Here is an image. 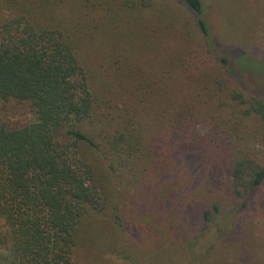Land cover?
I'll list each match as a JSON object with an SVG mask.
<instances>
[{"label": "trees", "instance_id": "1", "mask_svg": "<svg viewBox=\"0 0 264 264\" xmlns=\"http://www.w3.org/2000/svg\"><path fill=\"white\" fill-rule=\"evenodd\" d=\"M162 2L0 0V100L35 114L0 117V264H73L99 247L141 264V230L175 238L223 208L187 193L181 170H204L228 204L263 182L264 90L246 98L228 78L204 0H181L191 22L155 16Z\"/></svg>", "mask_w": 264, "mask_h": 264}, {"label": "rangeland", "instance_id": "2", "mask_svg": "<svg viewBox=\"0 0 264 264\" xmlns=\"http://www.w3.org/2000/svg\"><path fill=\"white\" fill-rule=\"evenodd\" d=\"M125 0H118L119 3ZM158 1V0H157ZM163 1L154 6L155 16L171 15L192 21V16L181 4V0ZM205 16L210 21V30L216 46L213 52L217 57H226L228 78L235 83L238 91L248 97H261L264 90V7L259 0L253 4L241 0L235 4L230 0H204ZM258 1V0H257ZM164 4L165 11L162 12ZM232 4V5H231ZM161 7V8H160ZM160 17V16H159ZM168 22V21H167ZM231 24L243 23L253 27L258 37L248 41L237 40L232 34ZM193 27V24H190ZM231 26V25H230ZM0 117L9 125H24L35 119V114L28 101L15 99L0 100ZM248 131L256 128L257 122L245 120ZM200 136H205L209 129L204 123L197 125ZM258 155L261 148L255 147ZM264 157L261 155L259 157ZM203 167V166H202ZM200 178V180H199ZM211 178V177H210ZM188 192L196 193L202 200H216L222 210L211 216L201 228L186 227L178 237L145 234L129 239L136 247L134 257L141 264H264V180L249 196L247 203L228 204V197L207 180L205 171H199L193 177L185 171L179 172L176 179ZM207 182V183H206ZM208 185L206 187L205 185ZM191 189V190H189ZM165 222L161 224L163 226ZM144 237V238H143ZM169 239H172L169 241ZM94 249H82L75 252L73 264H134L115 254L103 253Z\"/></svg>", "mask_w": 264, "mask_h": 264}]
</instances>
